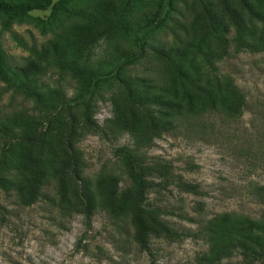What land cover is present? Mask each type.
I'll list each match as a JSON object with an SVG mask.
<instances>
[{"label": "rangeland", "instance_id": "rangeland-1", "mask_svg": "<svg viewBox=\"0 0 264 264\" xmlns=\"http://www.w3.org/2000/svg\"><path fill=\"white\" fill-rule=\"evenodd\" d=\"M101 3L117 9L119 22L127 28L98 38L90 48V67L116 71L118 62L138 51L135 39L140 35L144 56L122 68L132 74L161 75L171 70L170 60L161 53L203 40L204 49L222 58V71L231 73L248 93L250 103L238 122L241 130L215 125L217 134L210 126L204 132L193 126L178 128V121L166 124L162 105L115 102L112 97L121 98V89L112 77L97 81V91L87 103L56 107L32 100L0 79V167H6V161L40 163L45 172L43 195L32 204L14 185H0V264H207L198 258L207 247L203 239L167 237L161 224L164 220L176 228L195 229L197 221L221 211L251 216L261 212L262 205L247 187L251 182L264 185V160L247 157L251 154L238 147L260 122L251 104L264 94V61L241 45L227 46L224 31L230 25L228 7L245 13V0H53L48 8L29 13L0 10V41L10 63L28 66L43 89L73 99L79 86L73 72L57 65L44 68L31 48L60 45L66 31L86 23L76 12H92ZM149 22L153 24L138 30ZM184 51L198 53L192 46ZM133 117L140 121L142 137L132 133ZM122 146L143 165L171 173L168 180L159 168L148 177L152 186L144 208L151 213L145 218L152 230L143 242L135 236L138 208L133 199L121 218L99 205L104 189L111 197L129 186ZM73 155L77 163L69 164ZM178 174L199 183L202 193L180 190ZM86 184L96 193L89 224L77 196ZM216 264L241 262L233 256Z\"/></svg>", "mask_w": 264, "mask_h": 264}, {"label": "trees", "instance_id": "trees-1", "mask_svg": "<svg viewBox=\"0 0 264 264\" xmlns=\"http://www.w3.org/2000/svg\"><path fill=\"white\" fill-rule=\"evenodd\" d=\"M53 0H22L20 2H7L0 0V10L8 14L29 13L35 9L48 8ZM245 13L236 6H229V27L227 46L241 45L252 53H259L264 61V0H245ZM124 15V10H123ZM76 14L86 20V23L75 25L64 35L59 37L60 45L52 43L49 48L41 46L31 48V52L39 58L47 68L57 65L63 70H70L78 81L76 97L67 99L64 93L55 96L54 90L43 89L30 68L13 66L0 41V79L32 100L48 102L56 107L58 104L70 105L74 103H87L97 91V81L112 77L121 89V100L130 107H143L162 105V113L167 116L163 119L166 124L178 121V128L182 125L187 128L197 127L200 131L209 128L220 133L217 127H228L240 131L239 120L245 108L250 103L248 93L242 89L229 72H224L218 66L222 58L211 50L202 47L203 40L194 44L187 42L181 49H172L161 53L170 60V71L138 75L122 68L123 64H131L144 56L145 41L140 35L136 37L138 51L131 56H125L118 62L116 71L105 67H90V48L98 43L114 29L127 28L126 23L118 20L119 11L107 3L99 4L94 11H77ZM159 13L156 14V16ZM125 16L127 11L125 9ZM116 17V19H115ZM158 17V16H157ZM138 26L143 30L144 26ZM215 26V25H213ZM192 46L198 53L187 54L184 48ZM87 51L86 53H84ZM200 54V55H198ZM122 68V69H121ZM85 83V84H84ZM254 105V114L258 115L259 124L254 127L249 137H244V143L238 150L251 154L247 157H256L264 160V94L251 104ZM135 117L131 123L132 133L142 137L141 128ZM218 124H217V123ZM234 122L236 126L232 128ZM0 121V126H3ZM217 125V127H215ZM206 132V131H204ZM244 132V130H243ZM254 135V136H253ZM31 140V136L28 137ZM68 146H71L68 144ZM120 151L126 157V175L129 186L123 191H113L111 197L105 189L100 198L99 205L107 209L114 217L121 218L127 214L132 199L138 211L134 221L136 238L143 242L145 233L151 231L145 217L151 213L144 208L147 194L152 184L148 177L154 171L161 169V175L167 179L170 171L160 167L143 165L139 158L133 157L131 149L122 146ZM242 153V154H243ZM74 156V157H73ZM71 162L77 163V156L73 155ZM63 162V161H62ZM7 166L0 167V185H14L19 196L28 204L35 203L43 195L45 172L40 163L25 165L20 161L7 162ZM160 168V169H159ZM165 170V171H164ZM170 180V179H168ZM178 188L184 192L201 194L200 184L186 180L178 174ZM103 188H105L103 186ZM248 191L261 205L258 216H251L235 211H221L207 219L197 221L195 229L190 227L176 228L163 220L162 228L167 237H194L205 241L207 247L198 257L207 264H216L222 259L237 256L241 264H264V185L256 182L248 184ZM105 191L107 194H105ZM78 200L84 206L88 224L91 222L92 209L96 206V193L86 184L78 193Z\"/></svg>", "mask_w": 264, "mask_h": 264}]
</instances>
